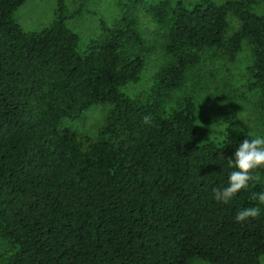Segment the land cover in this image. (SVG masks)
Returning a JSON list of instances; mask_svg holds the SVG:
<instances>
[{
  "label": "trees",
  "instance_id": "1",
  "mask_svg": "<svg viewBox=\"0 0 264 264\" xmlns=\"http://www.w3.org/2000/svg\"><path fill=\"white\" fill-rule=\"evenodd\" d=\"M25 1L0 0L1 264H263L264 204L251 194L264 182L228 204L213 194L228 185L227 158L255 137L229 126L202 141L193 96L175 93L203 64L230 69L249 47L246 89L264 113V0H128L164 31L168 58L132 95L155 51L138 16L103 23L104 38L81 49L68 25L85 2L58 0L53 23L27 34L15 19ZM229 15L240 27L227 38ZM105 104L95 135L63 126ZM247 207L260 216L237 222Z\"/></svg>",
  "mask_w": 264,
  "mask_h": 264
},
{
  "label": "rangeland",
  "instance_id": "2",
  "mask_svg": "<svg viewBox=\"0 0 264 264\" xmlns=\"http://www.w3.org/2000/svg\"><path fill=\"white\" fill-rule=\"evenodd\" d=\"M215 1L221 3L226 0ZM83 2L86 3V12L69 21L68 25L80 36L81 49H84L92 38H104L103 23L110 26L119 24L124 12L138 16L145 32V40L155 46V51L148 59L142 81L128 86L125 90L132 95L150 88L155 71L163 66L168 58L162 53L164 31L153 21L145 6L131 4L128 0H66L69 10H76ZM57 4L58 0H26L16 11L15 19L25 33L39 32L49 27L55 20ZM255 10L259 14H264V2L256 6ZM228 20L230 25L227 38L240 27V21L234 15H229ZM252 59L250 48L245 47L230 69L221 63H205L199 70L192 71L186 85L175 93L176 99L193 96L197 106L198 126L208 134L202 136V141L206 138L220 140L229 126H237L253 137H264V113L262 114L255 105L258 96L247 92L246 89L250 83L247 67ZM233 91H237L238 94L234 95ZM238 95L248 96V100L242 101L237 98ZM109 111V105H95L88 109L82 118L76 121L67 120L63 126L95 135ZM262 181L264 182V177ZM262 263L264 264V259ZM191 264L207 263L196 260Z\"/></svg>",
  "mask_w": 264,
  "mask_h": 264
},
{
  "label": "clouds",
  "instance_id": "3",
  "mask_svg": "<svg viewBox=\"0 0 264 264\" xmlns=\"http://www.w3.org/2000/svg\"><path fill=\"white\" fill-rule=\"evenodd\" d=\"M144 123L149 124L152 120L150 115L143 117ZM229 168L233 171L229 174L228 185L213 189L214 198L217 202L228 204L239 193L246 191L250 186L260 184L262 176L260 169H264V137L246 138L239 144L234 157L227 158ZM253 200L264 204V191L253 192ZM260 216L258 207H247L238 211L235 216L237 222H245Z\"/></svg>",
  "mask_w": 264,
  "mask_h": 264
}]
</instances>
